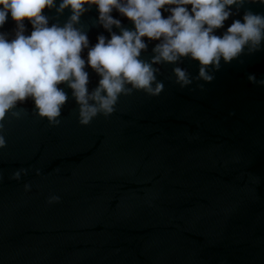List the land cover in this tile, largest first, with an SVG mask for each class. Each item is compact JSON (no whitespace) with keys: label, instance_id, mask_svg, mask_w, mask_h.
<instances>
[{"label":"water","instance_id":"water-1","mask_svg":"<svg viewBox=\"0 0 264 264\" xmlns=\"http://www.w3.org/2000/svg\"><path fill=\"white\" fill-rule=\"evenodd\" d=\"M245 9L264 14V5L247 3L216 33ZM42 12L49 24L70 15ZM97 17L92 5L77 25L89 47L100 34L110 38ZM0 31L11 36L14 22ZM142 39L141 58L149 59L158 41ZM173 66H157L158 95L121 94L111 114L88 124L79 123L63 82L68 100L58 124L38 116L30 99L5 114L0 264H264V86L247 79H264V46L222 61L210 83L181 88ZM179 66L197 76L198 61L184 57ZM85 69L92 90L99 76Z\"/></svg>","mask_w":264,"mask_h":264},{"label":"clouds","instance_id":"clouds-1","mask_svg":"<svg viewBox=\"0 0 264 264\" xmlns=\"http://www.w3.org/2000/svg\"><path fill=\"white\" fill-rule=\"evenodd\" d=\"M247 3L264 5V0H0V28L9 19L14 22L11 36L0 31V121L18 103L30 99L38 116L58 124L68 100V93L58 87L63 82L72 90L79 123L88 124L97 114H111L121 94L143 90L158 95L163 82L157 78V66L165 63L174 65L172 73L181 88L193 79L210 83L222 61L230 63L245 50L253 53L264 46V14L250 9L221 34L215 31ZM92 5L98 11L96 23L110 38L100 34L89 47L86 31L77 25ZM45 8H54L57 14L68 8L70 15L62 25L49 24V16L42 12ZM113 10L134 27H123L111 15ZM161 10L168 15L162 16ZM25 20L32 26L30 34H26ZM144 37L158 41L149 59L141 58L147 49ZM83 49H87L86 57L81 56ZM184 57L198 61L195 78L179 66ZM86 64L99 76L92 90ZM247 79L264 86V79L257 80L254 73ZM4 144L0 135V147ZM24 171L13 172L12 178L19 179Z\"/></svg>","mask_w":264,"mask_h":264}]
</instances>
